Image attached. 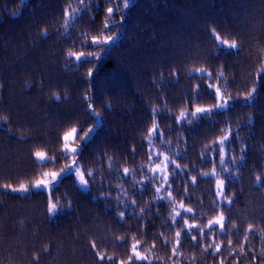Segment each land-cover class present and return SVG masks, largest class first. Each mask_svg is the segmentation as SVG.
<instances>
[{"label":"trees","instance_id":"trees-1","mask_svg":"<svg viewBox=\"0 0 264 264\" xmlns=\"http://www.w3.org/2000/svg\"><path fill=\"white\" fill-rule=\"evenodd\" d=\"M262 67L264 0H0V264H120L137 241L147 259L128 264H264ZM215 87L224 107L213 108ZM196 106L213 111L193 117ZM74 127L92 129L74 156L87 185L64 172L49 214V192L31 185L67 166ZM149 141L172 158L159 192ZM221 213L223 231L207 227Z\"/></svg>","mask_w":264,"mask_h":264},{"label":"snow or ice","instance_id":"snow-or-ice-1","mask_svg":"<svg viewBox=\"0 0 264 264\" xmlns=\"http://www.w3.org/2000/svg\"><path fill=\"white\" fill-rule=\"evenodd\" d=\"M107 13L108 14H112L114 12V9L112 7H109L106 9ZM64 15L67 16L68 15V12L65 11L64 12ZM105 28L108 27L107 24L104 25ZM212 37L213 39L217 42L218 45H222L226 48H229V49H238L239 48V45H237L236 41L233 40L231 43H229L228 40H222L220 38V35L218 33L215 32V30L213 29L212 30ZM110 40H112V37L111 36H106L104 37V40L103 41H97V38L96 37H93L92 38V43L93 44H96V43H107L109 42ZM71 55H74L76 56L77 58H82L83 57V54L82 53H71ZM197 71H201L200 69H197ZM261 73H264V67H262L260 70H259ZM92 72L93 70L92 69H89L88 71V76H91L92 75ZM209 76H211L212 74L211 73H208ZM210 87H212V85H209ZM199 88V86H197V89ZM195 98V96H194ZM56 99L58 100L59 97H56ZM85 99H87V96H85ZM215 99L217 100V104L213 106V108H220V107H224L226 103H228V101H224V103H221V100L223 99L222 95H221V91H220V88L219 87H215ZM89 107V110L92 109L93 105L89 104L88 105ZM213 108H205V107H195V109L192 111L191 115L193 117H196L197 114H204V113H209L211 111H213ZM184 113L181 112V116H183ZM177 122H179L180 120V117H177ZM81 129L78 128V127H74L71 131V133H65L64 137H63V140L65 141V143L63 144V147L61 149V152L60 154L61 155H64L66 156L68 153H71L73 156H77L79 154V145L76 144V140L78 139L80 141V143L82 144L83 143V140L87 139V136L91 134V131L92 129H89V131L87 133H85V136L84 137H79V131ZM156 131V126L154 125L153 128L149 129V133L152 134ZM233 135V132L232 130L230 129L229 132L225 135V137L223 138V140H228L229 137H231ZM72 136L73 138V142L70 144L68 143L67 141L69 140V137ZM223 142V141H221ZM135 152V149H133V153ZM220 156H221V163H223V157H224V150L221 149L220 152H219ZM34 157L41 163H50V162H54V160L56 159V157H52V158H49L46 156L45 152H42V151H36L34 154ZM149 159H151V156L149 157ZM159 166H157L158 168ZM179 167V166H177ZM72 170H75L76 172V175L79 177V182L83 183V184H86L87 183V180H86V176H85V173L82 171V168L80 166H78V161L76 159H74L72 161V163L70 165H67L65 166L64 168H62L60 170V172H45L43 173V176L45 177V179H38L35 184L33 185V187H37V188H46L49 192V201H48V205H47V212L49 214H54L55 212H57L58 210H60V205H58V203H54L52 202V198H51V193H52V190L54 189L55 185L60 182V178L63 176L64 172L66 171H72ZM153 172L156 171V169H152ZM130 174V169L128 168H125L123 169V175L124 176H127ZM88 177H93V173L90 171L86 174ZM48 177H50V180L47 179ZM170 176L167 172H165L163 174V180H164V184H161L160 187H158L156 189L157 192H159L161 190V188H163L166 184H167V181L169 180ZM193 182H194V178H193ZM260 182V178L257 177V183ZM4 188L6 189H10L11 191H28L29 189L21 184L19 189H16V188H13L11 185H4L3 186ZM225 182L224 180L222 179H217L216 181V185H215V188H216V197L218 199H223L226 201L227 204H231L232 203V199L231 197H225L224 196V191H225ZM128 193H126L127 195ZM169 196H171V192H169ZM133 205H135V201H132ZM70 207V205H69ZM180 207L181 208H184V205L183 203L180 204ZM185 211L187 213H191L192 212V209L191 208H187L185 209ZM118 215L120 216L121 219L124 218V213L123 212H120L118 213ZM184 224L186 226V228L188 230L192 229V228H195L197 227L196 225H189L188 224V221L185 220L184 221ZM213 224H218L220 226V229L221 231H223L224 229V216L223 214L221 213L218 217L214 218L213 220H209L208 222V225L207 227H211ZM249 230L252 229V225H249ZM201 237L204 236V232L203 230H201V233H200ZM181 236V231H177L176 233V237H177V240H176V244L178 245L180 243V240H179V237ZM192 239L195 241L197 239V237L195 235L192 236ZM167 242V241H166ZM139 241H137L135 244H133L132 246V255H130L128 257V262L132 261L133 258H135L136 260H146L147 257L142 255L139 251H137V245H139ZM229 243H231V241H229ZM92 249L95 250L96 249V244L95 243H92L91 245ZM210 247V245H209ZM173 251L175 252V249H173ZM216 252L219 251V245H216V249H215ZM96 257L99 261L103 262L105 261V259L111 261L112 260V257H106L103 253L99 252V251H96ZM34 260H38L37 257H33ZM128 262L126 261H121L120 264H128ZM221 264H223V262H221Z\"/></svg>","mask_w":264,"mask_h":264},{"label":"rangeland","instance_id":"rangeland-1","mask_svg":"<svg viewBox=\"0 0 264 264\" xmlns=\"http://www.w3.org/2000/svg\"><path fill=\"white\" fill-rule=\"evenodd\" d=\"M224 103V102H223ZM196 107H198V106H196ZM199 107H204V106H199ZM205 108H207V107H205ZM195 109V108H194ZM96 121H97V119H96ZM72 129L73 128H70L68 131H66L65 133H71V131H72ZM65 133L63 134V136H62V140H63V137H64V135H65ZM153 134V133H152ZM152 134H150V136L152 135ZM68 143H72L73 142V138H72V136H70L69 137V140L67 141ZM65 143V141L63 140V144ZM63 144H62V147H63ZM149 144L150 145H152V141H149ZM61 147V148H62ZM67 156H68V164L67 165H70L71 163H72V161L75 159L74 158V156L71 154V153H68L67 154ZM151 159H149V165L147 166V170H148V173H149V175L151 176V177H154L157 181H159V179L160 180H162V183L161 184H164V180H163V174L165 173V172H167L168 173V166H170L171 165V163H172V158L168 155V154H166V153H164V152H162V151H160V152H157L156 151V149L153 147V145H152V153H151ZM37 160V159H36ZM79 166V165H78ZM157 166H159L158 168H157ZM156 169V171L155 172H153L152 171V169ZM51 172H53V171H49V173H51ZM55 172H60V171H55ZM45 173V172H44ZM73 173H74V177H75V180H76V183L81 187V188H85L86 187V185H87V183L86 184H83V183H81V182H79V177L76 175V172H75V170H73ZM38 179H45V177L43 176V174H42V176L40 177V178H38ZM38 179H36L33 183H32V187H33V185L35 184V182L38 180ZM47 179H49L50 180V177H48ZM33 188H37V187H33ZM43 189H46V188H43ZM47 190V189H46Z\"/></svg>","mask_w":264,"mask_h":264}]
</instances>
